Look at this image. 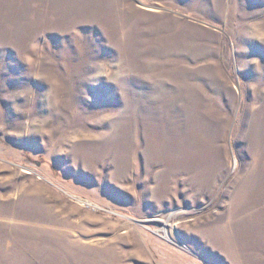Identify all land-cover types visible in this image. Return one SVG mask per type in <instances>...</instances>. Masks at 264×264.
<instances>
[{
    "label": "rangeland",
    "instance_id": "374dc122",
    "mask_svg": "<svg viewBox=\"0 0 264 264\" xmlns=\"http://www.w3.org/2000/svg\"><path fill=\"white\" fill-rule=\"evenodd\" d=\"M0 264H264V0H0Z\"/></svg>",
    "mask_w": 264,
    "mask_h": 264
},
{
    "label": "bare ground",
    "instance_id": "6f19581e",
    "mask_svg": "<svg viewBox=\"0 0 264 264\" xmlns=\"http://www.w3.org/2000/svg\"><path fill=\"white\" fill-rule=\"evenodd\" d=\"M83 203H85V201H82ZM87 204L88 205H90V206H94L92 203H90V202H87ZM94 207H96V206H94ZM97 208V207H96Z\"/></svg>",
    "mask_w": 264,
    "mask_h": 264
}]
</instances>
